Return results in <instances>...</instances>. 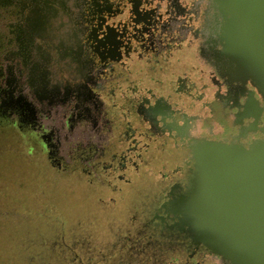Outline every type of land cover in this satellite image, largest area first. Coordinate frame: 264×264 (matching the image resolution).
Here are the masks:
<instances>
[{
	"label": "flooded vegetation",
	"instance_id": "1",
	"mask_svg": "<svg viewBox=\"0 0 264 264\" xmlns=\"http://www.w3.org/2000/svg\"><path fill=\"white\" fill-rule=\"evenodd\" d=\"M208 2L0 0V18L15 19L0 27L13 38L0 57V126L114 191L159 175L111 264H225L170 209L189 184L192 146L262 135L206 58Z\"/></svg>",
	"mask_w": 264,
	"mask_h": 264
},
{
	"label": "water",
	"instance_id": "2",
	"mask_svg": "<svg viewBox=\"0 0 264 264\" xmlns=\"http://www.w3.org/2000/svg\"><path fill=\"white\" fill-rule=\"evenodd\" d=\"M208 8L206 58L243 98L241 116L262 135L192 146L189 184L170 209L225 264H264V0H209ZM12 42L0 31L4 60Z\"/></svg>",
	"mask_w": 264,
	"mask_h": 264
},
{
	"label": "rangeland",
	"instance_id": "3",
	"mask_svg": "<svg viewBox=\"0 0 264 264\" xmlns=\"http://www.w3.org/2000/svg\"><path fill=\"white\" fill-rule=\"evenodd\" d=\"M158 179L139 176L114 191L73 166H52L21 132L0 126V264L115 262Z\"/></svg>",
	"mask_w": 264,
	"mask_h": 264
},
{
	"label": "crops",
	"instance_id": "4",
	"mask_svg": "<svg viewBox=\"0 0 264 264\" xmlns=\"http://www.w3.org/2000/svg\"><path fill=\"white\" fill-rule=\"evenodd\" d=\"M14 20L15 19H13L12 17H8L6 19L0 18V27L3 26L6 30H8L10 28L9 24L13 23Z\"/></svg>",
	"mask_w": 264,
	"mask_h": 264
}]
</instances>
